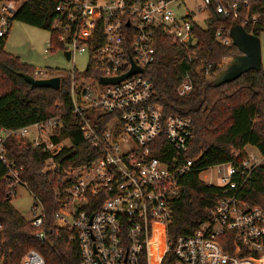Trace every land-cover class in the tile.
<instances>
[{"label":"built area","instance_id":"built-area-1","mask_svg":"<svg viewBox=\"0 0 264 264\" xmlns=\"http://www.w3.org/2000/svg\"><path fill=\"white\" fill-rule=\"evenodd\" d=\"M170 1L59 0L55 6L58 16L51 26L60 31L57 40L61 48L68 51V59L76 52L87 57L83 70L74 68L66 73L71 114L83 136L98 149L97 155L79 165H57L61 176L57 193H62V201L52 217L54 225L66 230L68 240L77 246L75 264H159L168 251L174 255L175 264H262L264 206L238 196L255 167L263 164L264 152L255 146L257 152L246 150L247 155L241 159L209 166L208 169L220 168L205 183L219 186L222 194L191 232L172 238L166 233L172 201L179 191L178 176L192 161L181 153L192 127L189 116L166 112L153 100L152 82L143 71L154 58L152 34L156 27L179 42L192 43V21L197 22L188 10L176 16ZM212 1L202 0L194 5V11L205 12V22L212 10L231 20L243 10V22H256L257 14L251 13L248 0ZM258 1H262L258 8L264 7V0ZM17 6L14 0L0 1V36L6 32ZM229 25L220 24L214 31L221 43L231 41ZM259 36L264 73V37ZM132 64L141 71L130 72L116 81H100V77H116L128 71ZM195 69L204 76L210 74L206 64H197ZM33 73V77H46L40 76L44 73L41 70L34 69ZM191 88L190 74L185 71L175 92L185 95ZM57 126L56 117L16 128L0 126L6 199L15 194L17 185L28 188L19 179L22 166L5 158V137H24L32 146L52 155L65 145L62 138L57 142L50 138L57 135ZM52 128L55 133L49 131ZM45 162L52 166V157ZM30 208L28 219L39 226L40 203L34 197ZM35 235L43 238L44 232L37 229ZM229 235L247 253H228L223 242ZM0 264L11 263L0 256ZM18 264H44V259L36 249L28 248Z\"/></svg>","mask_w":264,"mask_h":264},{"label":"trees","instance_id":"trees-1","mask_svg":"<svg viewBox=\"0 0 264 264\" xmlns=\"http://www.w3.org/2000/svg\"><path fill=\"white\" fill-rule=\"evenodd\" d=\"M14 1L18 3L17 11L9 19V25L16 19L45 28L49 50L62 47L57 40L60 31L51 26L58 16L55 6L59 0ZM248 1L252 5L251 13L257 14L256 22H243V10L235 21L247 31L264 37V7L258 8L262 1ZM231 21L213 10L204 26L192 21V43L179 42L160 27L153 30L154 58L143 71L152 82L153 100L166 112L189 116L192 127L187 146L181 151L184 159L192 161L178 176L179 191L173 198L172 216L166 228L171 238L191 232L206 218L209 208L222 194L219 186L207 184L200 178L201 171L218 162L245 157L248 144L264 152L263 70L250 69L219 85L210 82L220 68L221 59L237 52L231 41L221 43L214 35L220 24L229 25ZM8 28L0 36V126L16 128L56 117L57 135L50 138L53 142L67 138L69 143L50 155L39 146H32L24 137H5V158L15 166H22L19 179L39 201L41 223L32 225L30 219L5 198L7 182L3 174L6 168L0 161V256L8 263L18 264L21 254L34 248L42 255L44 264H75L77 246L73 240H68L66 230L54 225L52 217L62 201V193H57L61 177L57 165L60 168L79 165L97 155L98 149L83 136L71 114L69 75L56 73L60 78L57 88L31 86L20 74L32 75L31 66L4 49ZM197 64H206L209 76L196 70ZM185 71L190 74L192 88L187 94L178 95L175 86ZM49 156L53 161L50 167L45 162ZM238 196L251 204L264 206V164L255 167ZM37 229L44 232L43 238L35 235ZM223 247L230 254L247 253L230 235ZM261 262L264 264V257ZM159 264H175L172 252L164 254Z\"/></svg>","mask_w":264,"mask_h":264},{"label":"rangeland","instance_id":"rangeland-1","mask_svg":"<svg viewBox=\"0 0 264 264\" xmlns=\"http://www.w3.org/2000/svg\"><path fill=\"white\" fill-rule=\"evenodd\" d=\"M201 1L202 0H171L170 7L173 9L176 16H180L188 10L192 19L204 26L205 12L194 11V5ZM47 38V29L12 19L6 35L4 49L12 54L18 55L21 61L29 64L32 73L34 69L44 72L41 73L40 76L63 75L74 68L77 71L84 69L87 62L85 53L76 52L72 59H66L62 48L57 47L53 50H49ZM230 57L231 56H226L221 59L220 68L224 67ZM50 68L54 70H50ZM32 75L35 76L34 73ZM30 130L33 129L30 128ZM49 131L55 133L56 129L53 130L52 128ZM61 142L65 145L69 143L67 138H62ZM245 150L248 152H257L256 148L250 144L245 146ZM262 163L264 164V158L262 159ZM217 168H220V166H213L209 169L206 168L200 172V178L206 181L211 173H214L216 176ZM10 203L14 208L20 211L24 217L29 218L31 216L32 211L30 207L33 203V196L23 186L17 185L15 194L10 199Z\"/></svg>","mask_w":264,"mask_h":264},{"label":"water","instance_id":"water-1","mask_svg":"<svg viewBox=\"0 0 264 264\" xmlns=\"http://www.w3.org/2000/svg\"><path fill=\"white\" fill-rule=\"evenodd\" d=\"M231 42L235 45L237 52L231 55L224 67L219 68L210 78V82L213 85H219L224 82H228L236 78L242 72H246L250 69H261L262 59V47L260 36L249 32L239 22L232 20L228 30ZM66 59H68V51H63ZM141 71L140 67L131 65V68L111 78L100 77V81H116L122 78L124 75L133 72ZM23 79L31 86H46L51 88H57L59 86V76L52 75L48 77H33L30 74L20 73Z\"/></svg>","mask_w":264,"mask_h":264}]
</instances>
